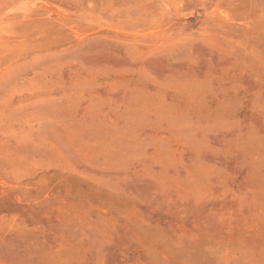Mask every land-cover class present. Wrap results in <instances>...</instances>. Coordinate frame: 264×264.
<instances>
[{
  "label": "rangeland",
  "instance_id": "1",
  "mask_svg": "<svg viewBox=\"0 0 264 264\" xmlns=\"http://www.w3.org/2000/svg\"><path fill=\"white\" fill-rule=\"evenodd\" d=\"M0 264H264V0H0Z\"/></svg>",
  "mask_w": 264,
  "mask_h": 264
}]
</instances>
